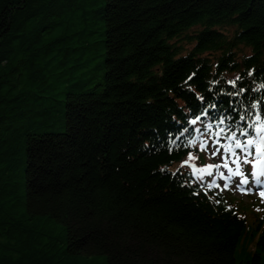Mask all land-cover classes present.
<instances>
[{
    "label": "trees",
    "instance_id": "1",
    "mask_svg": "<svg viewBox=\"0 0 264 264\" xmlns=\"http://www.w3.org/2000/svg\"><path fill=\"white\" fill-rule=\"evenodd\" d=\"M203 109L264 123V0H0V264H264L166 171Z\"/></svg>",
    "mask_w": 264,
    "mask_h": 264
},
{
    "label": "snow or ice",
    "instance_id": "2",
    "mask_svg": "<svg viewBox=\"0 0 264 264\" xmlns=\"http://www.w3.org/2000/svg\"><path fill=\"white\" fill-rule=\"evenodd\" d=\"M237 80H239V77L236 78V80L230 81V84L235 85ZM244 89H239L235 95L239 96ZM257 104H252L251 108L255 109L257 108ZM214 107V105H212ZM199 119V117H197ZM233 118L232 117H221L215 122V127L213 126L212 123H209L206 126V131L205 133H202V135H207L209 139L212 140L213 147L216 148V151L211 153V155L214 157L218 154H220V149H224V155L222 156V160L224 163L222 165H216L212 166L209 165L205 168H199L195 169V171L204 174L207 173V175L211 176L213 175L212 169L213 167L215 168H220V167H225L228 169L229 173L233 172V168L227 163V160L230 157H235L236 162L239 163L240 161V153L244 154V160L243 162L247 163L250 162L248 161V156L253 155L255 152L256 147L261 148V154L264 155V145H258L255 137L252 135V132L256 131V128L254 127V123H247L248 116L246 114H241L239 116V122H234V123H229ZM257 120H264V116H257ZM192 124H195L196 121L193 120L191 122ZM249 129H252V131H249ZM260 131H264V127H261L259 129ZM199 131V129H197ZM244 137L243 140L240 138ZM264 139V138H262ZM222 141H230L231 143H222ZM191 143V141H189ZM201 150L204 151L208 147V142L204 141L201 143ZM236 174L241 175L244 177L240 183L247 184L248 179L247 176L244 175L243 170L241 169L239 172ZM260 174H253V176H257ZM218 176L223 179H231V176H225V173L219 172ZM255 185L257 187L264 188V179H255ZM214 186L213 182H210L207 184V187L211 189ZM216 187H219L218 184L215 185ZM239 186V185H237ZM227 187V185H225ZM248 191H251V189H248ZM261 195L264 196V191L261 192Z\"/></svg>",
    "mask_w": 264,
    "mask_h": 264
},
{
    "label": "rangeland",
    "instance_id": "3",
    "mask_svg": "<svg viewBox=\"0 0 264 264\" xmlns=\"http://www.w3.org/2000/svg\"><path fill=\"white\" fill-rule=\"evenodd\" d=\"M264 138V135H263ZM208 142V147L206 150L202 151L201 150V143H203L204 141H200V140H196L194 142V144L192 145V150L189 151L181 161H176L174 163H172L170 166H168V170L171 172H176L179 170H189L191 171L194 176H195V183L197 182H203L202 186L203 188L206 187V185L210 182H213V176H209L207 175V173L201 174L197 171H195V169H199V168H205L209 165L212 166H216L217 162L215 160L216 156H212L211 153L216 151V148H214L212 146V143H210L208 140H205ZM264 144V139H262V142H260V145ZM188 163V164H187ZM192 163V167L191 168H187V165L189 166ZM239 163H235V165H238ZM214 168V167H213ZM239 168V167H238ZM213 170V169H212ZM232 178L229 179V182L233 185L231 187V196L232 198L235 199L234 202L238 203L239 206L244 210H241L244 214H246L247 216H251V218H248V223L251 224V226H256L257 223L261 222L260 220H256L254 218L255 215V211L253 210V208L251 207V205L257 209H261L264 207L263 204V199L260 197H253V196H249V199L247 196V187H241L242 183H240L241 179L235 175V174H231L230 175ZM241 176V175H240ZM241 178H244L241 176ZM239 185V186H237ZM240 188H242V190H240ZM242 192V193H241ZM255 196H262L261 193L259 194H255ZM264 197V196H263ZM254 211V212H253ZM259 215V214H256ZM254 224V225H253Z\"/></svg>",
    "mask_w": 264,
    "mask_h": 264
}]
</instances>
